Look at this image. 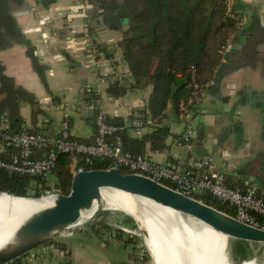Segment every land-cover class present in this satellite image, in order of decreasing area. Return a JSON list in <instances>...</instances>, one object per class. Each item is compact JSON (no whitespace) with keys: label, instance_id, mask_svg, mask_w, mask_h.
Here are the masks:
<instances>
[{"label":"crops","instance_id":"1","mask_svg":"<svg viewBox=\"0 0 264 264\" xmlns=\"http://www.w3.org/2000/svg\"><path fill=\"white\" fill-rule=\"evenodd\" d=\"M77 1L0 0V124L4 122L1 116L5 115L3 125L9 132L27 130L53 135L67 120L75 139L93 142L95 112L83 107L89 97L85 93L87 84L95 86L105 112L114 120L139 117L140 111L150 104L152 84L130 88L115 97L108 91L110 83L98 82L105 72L127 86L133 82L119 45L123 36V25H116L120 10L112 16L108 14L110 11L107 14L97 11L88 13L87 21L81 18L69 21V9ZM91 1L95 0H85L92 6ZM235 2L246 23L233 36L234 44L224 53L217 81L207 87L202 103L196 108L194 149L188 152L175 142L181 137L184 124L171 101L156 117L170 129L166 148L155 150L146 142L142 149L145 156L163 164L174 163L179 153L188 162L209 158L234 187L254 188L256 195L264 199V0ZM100 21L108 30L97 26ZM95 43L102 44L105 50L95 51ZM154 125L142 127L139 132L130 128L129 134L135 139L142 138L153 131ZM235 125L241 126L240 140L236 138ZM228 128L230 133L221 141ZM16 151L0 141L1 159H9ZM187 170L193 177L198 175L190 166ZM90 226L82 231L84 236L92 233ZM110 234L116 236L115 232H107L104 243L116 247L121 242ZM72 243L90 242L77 236ZM70 248L71 245L65 250L51 244L25 258L33 259V264H73L77 260L75 264H82ZM89 250L93 251L92 247ZM99 252H88L90 260L86 257L83 264H129L123 251L113 252L114 256L110 249L101 247ZM71 256L74 261L70 263L67 257ZM25 258L18 264H24ZM92 260L95 261L91 263Z\"/></svg>","mask_w":264,"mask_h":264},{"label":"trees","instance_id":"2","mask_svg":"<svg viewBox=\"0 0 264 264\" xmlns=\"http://www.w3.org/2000/svg\"><path fill=\"white\" fill-rule=\"evenodd\" d=\"M95 2L105 10L114 12L120 10L118 14L120 22L121 18H126L130 25L123 31L119 45L129 65L133 82L127 86L115 81L109 86V93L118 97L130 88H144L149 84L154 86L152 100L145 110L140 111L142 115L139 116L145 125L148 119L154 120L155 125L151 133L142 138H132L126 122L133 120L134 116L128 120L122 118L114 120L110 117L109 120L122 127L119 133L123 138L124 148L132 155H144L142 147L146 142H150L155 150H163L166 148L165 141L170 135V129L166 125H161L156 117L169 101L179 115V104L191 97L193 85L206 87L211 80L217 81L227 43L239 32L235 22L227 16L226 7L219 0H95ZM235 9L238 11L236 2ZM112 15L111 13L110 16ZM93 49L105 50L99 43H95ZM97 97L95 93L86 100ZM79 163V166L87 168L111 166L109 158L94 159L92 165L84 161ZM70 164L67 156L61 157L54 173L45 177L11 174L0 169V190L19 196L38 197L49 188L51 182H54L57 189L67 194L73 176ZM123 171L129 172L124 169ZM226 184L236 188L228 177ZM168 185L173 187V184ZM195 197L225 213L234 214L229 204L221 203L210 193H200ZM102 228L108 233L115 232L116 236L113 234L110 236L124 242L123 237L126 238L124 233L120 230L114 231L105 222L90 226V230L97 233ZM54 244L65 249V245L60 242ZM171 261L167 258L166 261L159 260V264H169ZM20 262L21 260L15 264Z\"/></svg>","mask_w":264,"mask_h":264},{"label":"built area","instance_id":"3","mask_svg":"<svg viewBox=\"0 0 264 264\" xmlns=\"http://www.w3.org/2000/svg\"><path fill=\"white\" fill-rule=\"evenodd\" d=\"M219 1L223 2L227 16L234 20L238 31H241L246 20L235 9L236 0ZM90 7L91 4L85 2V0H78L69 9L68 20L73 21L76 18H81L87 21L89 18L87 11ZM232 44L233 36L229 39L226 50L231 49ZM92 52L93 50L89 51V54H92ZM98 82L111 84L115 81L110 78L109 73L105 72L99 76ZM214 83L215 80H211L206 87L193 85L191 97L187 101L180 102L179 119L184 124V131L175 142L179 144L181 149L188 152L194 149L196 108L202 103L207 87ZM85 93H87V96L95 94V86L87 84ZM83 107L95 112L97 130L93 142H83L75 139L67 120L62 122L58 133L53 135L27 130L10 133L3 125L6 116L2 115L1 118L4 122L0 124V141L7 148L12 147L17 151L12 153L9 159L0 158V169L11 174L45 177L54 173L61 157L67 156L71 161L73 175L77 170L88 169L82 167V165L79 166L80 161L92 165L94 159L109 158L111 160L110 167L141 174L167 186H169L168 183L173 184L172 188L185 195L195 197L200 193H210L221 203L229 204L232 207L234 210L233 217L264 230V199L256 195L254 188L243 192L240 189L228 186L225 173L215 168L209 158H195L188 162L183 154L179 153L175 156L174 163L163 164L156 163L145 155H132L124 148L123 138L119 133L122 127L109 120L100 97L85 100ZM146 123L147 125L140 120V117H135L133 120L127 121L126 126L135 128L139 132L142 127L153 125L154 120L148 119ZM39 152L42 154L37 156ZM187 166L195 169L198 175L193 177L191 171L187 170ZM55 189V183L51 182L46 190L47 193H50ZM108 219L114 220L111 216ZM75 228H71L68 234L74 235ZM113 230L119 229L115 228Z\"/></svg>","mask_w":264,"mask_h":264},{"label":"water","instance_id":"4","mask_svg":"<svg viewBox=\"0 0 264 264\" xmlns=\"http://www.w3.org/2000/svg\"><path fill=\"white\" fill-rule=\"evenodd\" d=\"M91 3L93 5L87 11L89 14H94L97 11L102 14L106 13V10L99 7L95 1H91ZM121 21L123 31L127 30L130 26L128 19L121 18ZM229 131L228 128L221 135V141L228 136ZM234 131L237 140H240L241 126L235 125ZM10 133H14V131L10 130ZM42 134L47 135L48 133L42 132ZM103 189H113L152 201L182 214V218L185 219L187 217L194 218L213 230L235 239L245 247H252L254 251H256L255 249L264 248L263 229L239 221L232 215L206 204L196 197L185 195L147 176L125 172L117 167L88 168L77 170L73 174L69 193L66 194L57 188L51 191L50 194L54 198L53 205L32 212L16 228L8 230L10 238L0 246V264H15L36 251L58 242L61 238L65 239L71 236L73 239H77V236L69 235L68 231L83 224L79 223L83 212L91 210L95 204H97V210L91 219L96 218V223H102L105 218L104 213H102L103 210L107 209L112 213L124 230L133 251L141 260L144 254L138 243L139 238L133 234H136V229L144 234V229L137 223L135 218L132 217L136 222V225H133L132 219L125 218V213L107 207L103 201ZM1 194L24 199H42L46 196L43 194L38 197L19 196L0 190ZM89 220L86 222H89ZM170 236L168 234L167 243L168 241L173 243ZM180 243H186L185 238L177 242L179 247L175 248L176 251L174 250L177 255L179 254V248H181ZM178 258L173 259L169 264H179ZM256 259L258 262L264 263V260L257 257Z\"/></svg>","mask_w":264,"mask_h":264},{"label":"bare ground","instance_id":"5","mask_svg":"<svg viewBox=\"0 0 264 264\" xmlns=\"http://www.w3.org/2000/svg\"><path fill=\"white\" fill-rule=\"evenodd\" d=\"M103 197L107 207L126 211L141 226L144 228L146 226L167 250L170 260L181 257V259L178 258L179 264H264L258 262L256 257L251 256L245 247L235 239L213 230L194 218H182V214L172 209L113 189H103ZM53 203L54 198L51 194L42 199L13 198L7 194H1L0 246L10 238L9 229L16 228L32 212L51 206ZM96 205L91 210L83 212L79 223H84L95 215ZM168 234L171 235L173 243L166 242ZM183 238L186 243H180L181 248L177 255L174 250L176 251L175 248L179 247L177 242ZM151 248L149 246L150 250Z\"/></svg>","mask_w":264,"mask_h":264},{"label":"rangeland","instance_id":"6","mask_svg":"<svg viewBox=\"0 0 264 264\" xmlns=\"http://www.w3.org/2000/svg\"><path fill=\"white\" fill-rule=\"evenodd\" d=\"M120 1H122V0H120ZM108 11H110L108 14L112 13L113 15H116V12L111 11V10H106V12H108ZM101 21L98 22L97 26L99 25V27H105ZM117 21L118 22H116V25L117 26L119 25L121 27L122 22L120 24V21L119 20H117ZM109 24H112V23L110 22ZM105 29H107V28L105 27ZM121 29H122V27H121ZM50 193H52V192H50ZM50 193H47V190H44L42 194L43 195H48ZM119 211L125 213L126 214L125 218L126 219H130V220L132 219V221H131L132 224L136 225V222L132 218L133 216L130 213H128L126 211H123V210H119ZM102 213H104L103 215H105V218L103 219V221L105 222L106 225H108L111 228L114 227L113 229L117 228V229H119L120 231H122L124 233V230L122 229L121 225L118 223V220L113 218L114 216L112 215V213H110L107 209L103 210ZM125 214H123V215H125ZM110 216L114 220H109L108 218ZM140 222L145 226V224L141 220H140ZM94 223H96V218H93V219L89 220V222H86V223L84 222L83 224L76 226L75 233L73 235V236L81 237L83 240L87 239V240H89L90 243H77V244H74V243H72L73 238L71 236H70V238H65V239L61 238V240H58V242H60L63 245H65L66 248H67V246L71 245L70 250H72V253H73L74 256H78V258H79V260L81 261L82 264L85 263L86 257L89 256L88 252L90 254L100 253L99 249H101V247L107 248V250L110 249V252H112L111 254L114 255V256H115V253H113V252L117 251V253L120 254V252L123 251L125 253V258H127L128 261H129V264H159V260H165L166 261L167 258H168L167 256L169 255V253L167 252V250L157 241L155 236H153V234L149 231V229L146 226H145V228L149 232L143 226H141L144 229L145 233L141 234V232H139V230L136 229V231H135L136 234L135 233L133 234L134 236L139 238L138 243H139V245H140V247H141V249L143 251V254H144V257L140 260L139 256L133 251L132 247L130 246L129 242L127 241V237L126 238L123 237L124 242L121 241V243H118L116 245V247H115V246H113L114 244H109V243L106 244V243H104L105 240L108 239V237H106L107 236L106 235L107 231L105 229H103V228L100 229L98 233L92 231V233L89 236H84L82 231L84 229H86V228L88 229L89 226L91 224H94ZM124 235H125V233H124ZM124 244H126V246ZM153 245H154V248H153ZM149 246L152 247L151 250L149 249ZM243 246L245 247V245H243ZM87 247H89V248L92 247L93 251H90L89 248H87ZM66 248H65V250H66ZM245 249L247 250L248 253H250L251 256H254V257H257V258H259L261 260H264V248H261L260 250L255 249L257 252L254 251V249H252V247H245ZM259 251H260L261 254L258 253ZM25 259L26 260H25L24 264H26V263L27 264H33V259H30V258H28V259L25 258ZM67 259H68V261L70 263L74 261L73 256L67 257ZM89 260H90V256H89ZM94 261L95 260H92L91 263H93ZM76 262H78V260L75 261L73 264H75ZM118 263L120 264V262H118ZM112 264H114V262H112Z\"/></svg>","mask_w":264,"mask_h":264},{"label":"flooded vegetation","instance_id":"7","mask_svg":"<svg viewBox=\"0 0 264 264\" xmlns=\"http://www.w3.org/2000/svg\"><path fill=\"white\" fill-rule=\"evenodd\" d=\"M234 44V43H233ZM233 44H232V46H233Z\"/></svg>","mask_w":264,"mask_h":264}]
</instances>
